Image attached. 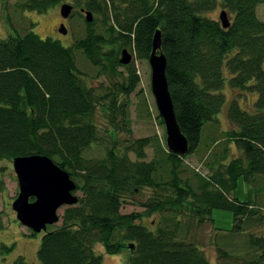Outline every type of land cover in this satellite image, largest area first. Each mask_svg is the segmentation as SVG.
Listing matches in <instances>:
<instances>
[{
  "label": "trees",
  "instance_id": "1",
  "mask_svg": "<svg viewBox=\"0 0 264 264\" xmlns=\"http://www.w3.org/2000/svg\"><path fill=\"white\" fill-rule=\"evenodd\" d=\"M64 1L17 0L9 11V0H0L10 30L0 35V161L46 155L69 173L78 193L61 223L47 226L39 263L103 264L95 251L100 243L109 254L125 251L127 264H212L196 237L211 223L218 264H264V235L255 231L264 225V19L258 15L264 0H84L83 13L93 18L84 17V34L75 33L69 46L37 34L33 22L17 28L10 14L44 13ZM218 7L228 14V27L205 14ZM158 29L176 118L189 141L185 155L156 135L132 136L129 97L140 75L133 60L121 62L122 51L148 59ZM101 76L109 83H90ZM226 85L235 94L227 109L231 127L222 129ZM247 93L256 95L249 105L238 97ZM190 155L206 172L188 162ZM241 177L246 200L234 194ZM145 189L151 194L144 210L123 213ZM216 208L233 213L230 229L214 225ZM152 214L158 221L145 224ZM13 248L0 241V264H30L22 255L9 263Z\"/></svg>",
  "mask_w": 264,
  "mask_h": 264
},
{
  "label": "rangeland",
  "instance_id": "2",
  "mask_svg": "<svg viewBox=\"0 0 264 264\" xmlns=\"http://www.w3.org/2000/svg\"><path fill=\"white\" fill-rule=\"evenodd\" d=\"M17 0H9V11H12V4ZM74 0H66L56 5L55 7L50 8L47 12L39 13L34 10H27L25 12H19L18 14H13L12 18L14 24L17 28H21L22 25L30 28V22L34 23L32 27L33 31L37 34L45 37H52L55 39H59L61 43L65 46H69L72 44L74 35L84 34L85 31V22L84 17L85 14L81 11V8H84L83 1L81 2V6L73 7L71 14L64 18L61 14V5L63 3L73 4ZM222 8L218 7L213 11L206 12V15H209L212 18L219 19L220 12ZM83 13V15H81ZM258 15L260 18L264 19V4L260 5L258 8ZM60 22L64 23L67 32L61 33L56 28L59 26ZM10 32L9 28L6 26L3 20V8L0 4V35L2 37H6ZM127 50L131 52L130 48ZM78 60L80 66L88 72L90 76L93 75L94 71L92 66L89 65L87 60L82 55H78ZM134 61L135 67L137 69L138 74L140 75V83L137 87V90L133 92L130 99V110H131V120H132V136L134 138L156 135L158 136L162 142L166 143V128L164 124H160L158 120L159 111L156 105L155 97L152 93L151 88V66L149 63V59H140L137 58L135 54H132L131 61ZM89 81L92 85L98 86L101 82L109 83V79L105 76H101L98 79H94L93 77L89 78ZM223 92L226 94V102L223 105L221 111L218 114L220 119V124L222 129H228L231 127V122L228 118V106L230 103V99L235 92H232L228 85L225 86ZM241 101L244 104L249 105L256 98L255 94L247 93V95H238ZM100 123L102 126L106 124L105 119L100 118ZM105 128H109L108 126ZM127 136L125 133H119L118 138L120 140L125 139ZM233 151L235 154H238V151L235 147H233ZM148 158H151L153 155V149L151 147L147 148ZM188 162H190L193 166L199 168L202 172H206L201 160L196 155H190L187 158ZM0 166H4V174L3 179L5 181L6 189L3 191L0 197V209L3 212V220L5 227L0 230V241L7 244H14L13 250L7 255V261L12 263L19 255H22L27 262L30 264H40L37 257V250L41 242V238L44 231L37 233L34 236L29 235L30 230L26 226L22 225L16 217V212L13 210L12 202L17 197L19 193V183L17 175L14 171L13 164L10 161H0ZM151 191L148 189L143 190L141 193L133 196V198L129 199L122 208L123 213L129 212H142L144 208L141 206V203L146 201L150 196ZM234 194L239 197L241 200H246L249 198L247 184L243 177L239 178L237 187L234 191ZM78 195V193H77ZM64 207L59 210V214L63 213ZM212 216L214 219V225L217 228L228 230L233 225V213L229 210L224 209H214L212 212ZM159 219L158 215L152 214L148 217L143 218V222L147 225L153 226L155 222ZM61 221L55 223L60 224ZM54 225L48 227V229H52ZM257 234L264 235V225L255 229ZM215 234L213 230V226L211 223H205L198 234H196L197 239L202 243V248L207 254L208 258L212 262V264L217 263V252L214 245L210 243V238ZM95 251L102 255L103 264H127V253L124 251L118 254H109L105 252V249L102 244L98 243L95 245Z\"/></svg>",
  "mask_w": 264,
  "mask_h": 264
},
{
  "label": "water",
  "instance_id": "3",
  "mask_svg": "<svg viewBox=\"0 0 264 264\" xmlns=\"http://www.w3.org/2000/svg\"><path fill=\"white\" fill-rule=\"evenodd\" d=\"M72 9L73 5L63 3L60 9L62 16L67 18ZM84 13L86 20L92 21V13L90 11ZM219 20L223 27L230 25L225 10L220 12ZM59 32L64 34L67 32L64 23H61ZM161 36V30H156L148 58L151 66L152 93L166 128L168 149L185 155L189 151V141L181 131L176 118L166 77L167 58L162 51ZM131 59L132 54L124 49L121 62L128 64ZM12 164L19 183V193L12 202V207L16 212L17 220L33 232L39 233L46 230L48 225L59 222V210L78 202L75 182L70 178L69 173L50 157L40 154L18 156L13 159ZM32 197L34 200H31Z\"/></svg>",
  "mask_w": 264,
  "mask_h": 264
},
{
  "label": "flooded vegetation",
  "instance_id": "4",
  "mask_svg": "<svg viewBox=\"0 0 264 264\" xmlns=\"http://www.w3.org/2000/svg\"><path fill=\"white\" fill-rule=\"evenodd\" d=\"M81 11H82V8H81ZM82 12H83V11H82ZM61 23H62V22H60V24H59V26L56 28V30L59 31V27H60Z\"/></svg>",
  "mask_w": 264,
  "mask_h": 264
}]
</instances>
